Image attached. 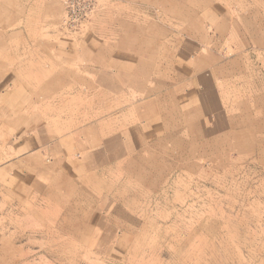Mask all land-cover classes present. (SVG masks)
Returning <instances> with one entry per match:
<instances>
[{
  "label": "rangeland",
  "instance_id": "374dc122",
  "mask_svg": "<svg viewBox=\"0 0 264 264\" xmlns=\"http://www.w3.org/2000/svg\"><path fill=\"white\" fill-rule=\"evenodd\" d=\"M0 264H264V0H0Z\"/></svg>",
  "mask_w": 264,
  "mask_h": 264
}]
</instances>
